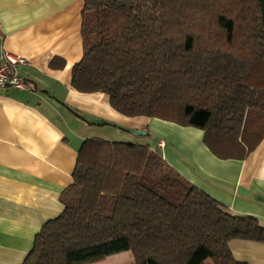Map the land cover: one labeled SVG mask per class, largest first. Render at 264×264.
<instances>
[{
  "label": "trees",
  "instance_id": "obj_1",
  "mask_svg": "<svg viewBox=\"0 0 264 264\" xmlns=\"http://www.w3.org/2000/svg\"><path fill=\"white\" fill-rule=\"evenodd\" d=\"M80 32L77 91L200 129L220 159H243L264 136V0H84ZM60 200L20 264L123 251L129 264H246L228 242H264L256 218L228 212L148 144L84 139Z\"/></svg>",
  "mask_w": 264,
  "mask_h": 264
},
{
  "label": "crops",
  "instance_id": "obj_2",
  "mask_svg": "<svg viewBox=\"0 0 264 264\" xmlns=\"http://www.w3.org/2000/svg\"><path fill=\"white\" fill-rule=\"evenodd\" d=\"M83 1L0 0V55L22 57L17 71L30 84L27 90L0 87V264H20L42 224L61 213L60 195L82 141L117 140L120 131L134 128L145 135L132 133L141 136L133 142L158 150L228 212L264 226V136L243 159H220L200 129L127 117L110 106L107 94L72 87V66L83 52ZM158 124L170 139L156 140ZM228 247L237 261L264 264V242L237 238ZM120 256L111 264L131 262Z\"/></svg>",
  "mask_w": 264,
  "mask_h": 264
},
{
  "label": "built area",
  "instance_id": "obj_3",
  "mask_svg": "<svg viewBox=\"0 0 264 264\" xmlns=\"http://www.w3.org/2000/svg\"><path fill=\"white\" fill-rule=\"evenodd\" d=\"M24 59L20 56L13 55L7 51H3L0 55V87L16 88L27 90L30 84L23 79L17 71V65L22 63ZM160 144H163L162 142Z\"/></svg>",
  "mask_w": 264,
  "mask_h": 264
},
{
  "label": "rangeland",
  "instance_id": "obj_4",
  "mask_svg": "<svg viewBox=\"0 0 264 264\" xmlns=\"http://www.w3.org/2000/svg\"><path fill=\"white\" fill-rule=\"evenodd\" d=\"M127 117H131V116H127ZM160 123V122H159ZM156 128H157V133H156V140H159V138H165V139H170L168 138V134L165 130H163L160 126V124H158V126L156 125L155 127V131H156ZM137 130V129H131L130 131V134L128 133H124V132H119L118 133V139L117 141H122V142H131V143H136V142H133L135 141L136 139H140L139 137L141 136H134V131ZM161 142L164 144V139H160ZM139 144V143H138ZM141 144V143H140ZM168 163V162H167ZM169 164V163H168ZM170 165V164H169ZM171 166V165H170ZM117 255H121L120 257L122 256H130L131 257V262H132V259H133V256H132V253L130 251H123V252H119V253H115V254H111V255H108L106 256L105 258L99 260V261H95V262H91V263H88V264H111V261H113V259L117 256ZM119 257V258H120ZM130 261L126 264H129L131 263ZM114 263V262H113ZM207 264H210V261L207 260L206 261Z\"/></svg>",
  "mask_w": 264,
  "mask_h": 264
},
{
  "label": "water",
  "instance_id": "obj_5",
  "mask_svg": "<svg viewBox=\"0 0 264 264\" xmlns=\"http://www.w3.org/2000/svg\"><path fill=\"white\" fill-rule=\"evenodd\" d=\"M134 134H136V135H145V132L141 131V130H135Z\"/></svg>",
  "mask_w": 264,
  "mask_h": 264
}]
</instances>
